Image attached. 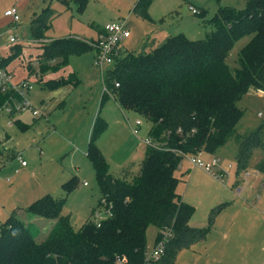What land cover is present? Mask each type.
<instances>
[{
  "label": "trees",
  "instance_id": "obj_1",
  "mask_svg": "<svg viewBox=\"0 0 264 264\" xmlns=\"http://www.w3.org/2000/svg\"><path fill=\"white\" fill-rule=\"evenodd\" d=\"M59 1L66 5L75 1L78 10L88 2ZM151 3L138 0L135 9L149 16ZM58 14L45 7L31 22L32 37L44 38ZM207 21L212 29L204 39L179 34L151 50H120L105 72L102 106L112 95L122 108L135 110L153 123V143L148 144L138 172L124 168L114 176L98 144L109 123L100 114L95 119L87 155L103 195L99 206L110 212L99 223L89 219L75 229L70 215L62 213L64 198L43 195L27 210L55 219L51 231L40 240L33 225L13 212L0 224V264H117L124 258L126 264H176L182 249L206 238L220 206L213 210L209 226L192 225L195 209L178 192L176 171L185 156L214 152L235 140L239 174L253 151L264 147V123L242 135L236 130L243 115L239 100L251 87L264 91V0H246L244 8L221 4ZM245 36L250 39L239 52L238 67L232 68L230 52ZM15 47L3 58L4 64L23 52L21 46ZM41 47V72L66 67L72 54L93 48L75 37L56 38ZM67 81L48 79L44 86L56 88ZM16 97L20 98L16 91L0 89V107ZM255 168L264 171V158ZM75 186L72 178L65 189L70 192ZM151 224L160 229L157 240L165 229L170 236L161 258L150 262L146 232Z\"/></svg>",
  "mask_w": 264,
  "mask_h": 264
},
{
  "label": "rangeland",
  "instance_id": "obj_2",
  "mask_svg": "<svg viewBox=\"0 0 264 264\" xmlns=\"http://www.w3.org/2000/svg\"><path fill=\"white\" fill-rule=\"evenodd\" d=\"M137 2L88 0L85 8L78 10L75 1L66 5L59 0H0V16H5L7 7L13 5H18L21 16L15 30L20 35L18 42L9 47V52H0L7 57L14 52L15 46L22 47L20 56L9 63L15 68L17 78L23 75L29 78L32 88L28 90V98L40 112L34 114L26 109L19 112L10 124V113L6 107H0V146H4L0 152V167L6 168V189L0 190V209L3 211L0 218L5 220L13 212L22 214L24 220L33 225L40 240L51 231L50 222L55 219L28 212L29 205L25 206L23 200L26 196L16 193L24 183L29 188L34 187L38 197L50 194L64 198L62 213L70 215L75 229L89 219L99 222L107 214V207L99 206L103 195L95 168L87 155L86 144L90 141L96 116L100 114L109 123L98 144L114 176L124 168L137 173L148 150L146 140L150 139L153 125L150 119L135 110L122 108L112 95L101 105L105 92L104 73L112 66L105 64L103 70L96 63V42L101 29L111 22L126 24L131 35L120 39V48L123 53H136L154 49L174 35L204 39L212 29L207 19L214 17L221 4L244 8L246 0H152L149 16L135 9ZM47 6L59 14L46 31V37H75L93 46L80 54H72L67 68L50 76L56 78H47L64 77L68 80L56 88L42 86L40 79H34L23 67L25 63H31L34 73L39 72L40 64L32 62L40 61V55L36 53L44 42H38L37 46L32 43L31 22ZM191 6L202 14L193 13ZM6 37L8 34L3 36V41ZM249 39L248 36L241 38L232 48L228 57L232 68L238 67L239 52ZM60 88H65L62 101L50 94ZM45 100L52 104L50 112L42 111ZM238 104L243 110L236 126L238 134L255 130L264 123V92L251 87ZM137 119L142 124L139 133L135 134L131 124ZM23 124H26L25 128L20 126ZM6 133L9 136L5 137ZM70 140L74 143L71 144ZM13 150L23 153L28 168L17 171L19 165L13 158ZM237 155L235 140L214 152L200 154L204 161L219 159L214 171L219 172L220 177L194 166L189 156L181 162L176 171L180 177L178 192L195 209L191 224L209 226L213 210L219 206L220 209L215 213L206 238L182 249L176 264H264V171L255 168L258 160L264 158V147L253 151L246 170L239 174ZM72 178L76 186L67 192L65 184ZM93 208H97L94 215ZM159 233L160 229L153 224L147 228L149 252L155 248Z\"/></svg>",
  "mask_w": 264,
  "mask_h": 264
},
{
  "label": "built area",
  "instance_id": "obj_3",
  "mask_svg": "<svg viewBox=\"0 0 264 264\" xmlns=\"http://www.w3.org/2000/svg\"><path fill=\"white\" fill-rule=\"evenodd\" d=\"M193 13L199 14L200 11L194 6H191ZM7 16H10L14 21H19L21 16L19 14V9L16 6L8 8L5 11ZM2 33L0 32V39ZM131 35L130 30L126 26V24H122L119 22H111L105 25L101 31L99 40L96 42L97 48V59L96 63L103 69L105 64H113L115 55H118L120 48V39L125 37H129ZM18 42V36L12 35L10 36V43ZM1 50V47H0ZM3 58H5L0 52V89L3 92H7L9 90L16 91L19 95V101H14L12 98L8 103L4 105L7 108L9 113L20 112L26 109H30L34 114H39V110L36 109L33 104L28 99V90L32 88V84L29 80H21L19 82H15L14 73L7 64H4ZM104 70V69H103ZM105 75V73H104ZM120 83L117 82L116 86H119ZM106 89V88H105ZM264 92L263 90H261ZM142 121L137 119L135 125L132 127L133 132L138 134L140 131V126ZM147 144L153 143L151 142V138L146 140ZM189 156V155H187ZM18 159L21 161L23 165H26L28 162L23 158L22 154H18ZM190 161L194 166H199L205 169L207 172L214 174L217 177H220L221 174L219 172L214 171L215 166L219 164V159L213 158L211 161H204L200 155H191ZM108 212L110 209L107 208ZM103 219L101 217L100 221ZM99 221V222H100ZM98 222V223H99ZM170 231L165 229L162 233V236L159 240H157L156 246L151 252H147V258L149 261L159 260L161 256L164 254L166 250L167 240L169 239ZM127 260L120 259L117 264H126Z\"/></svg>",
  "mask_w": 264,
  "mask_h": 264
},
{
  "label": "crops",
  "instance_id": "obj_4",
  "mask_svg": "<svg viewBox=\"0 0 264 264\" xmlns=\"http://www.w3.org/2000/svg\"><path fill=\"white\" fill-rule=\"evenodd\" d=\"M20 2H21V0H20ZM13 6H16V5H13ZM13 6H11V7H13ZM11 7H7V9L8 8H11ZM16 7H18V5L16 6ZM6 9V10H7ZM18 9H19V7H18ZM17 21H14L10 16H7L6 14H5V16H0V32L2 33V35H1V39H0V47H1V51L4 53V52H9V47L11 46V45H13V44H11L10 43V36H12V35H17L18 36V40H19V38H20V35H19V33L18 32H16L15 30H16V27H17V24L18 23H16ZM101 31H102V29H101ZM5 34H8V37H6V39H5V41H3V36L5 35ZM32 37V36H31ZM31 39V41H32V43L34 44V45H38V42H41V41H43V42H48V41H50V40H53L52 38H48V37H44V38H42V39H34L33 37L32 38H30ZM42 51H43V48H41L40 47V49L38 50V53H36V54H38V55H40L41 53H42ZM33 57H35V56H33ZM26 61V60H25ZM31 63H29L28 65H26V63L23 65V67H24V69L26 70V69H28V71H29V75H32L33 76V78L34 79H40V82H41V84H42V86H44V83H45V81L46 80H48L47 78L48 77H50L51 75H53L54 73H55V71H52V70H49V71H45V72H41L40 71V65H38V64H40L39 63V61H38V59L35 61V62H32V64H35V65H38V68H39V72H37V73H34V67H31V65H30ZM30 65V66H29ZM7 66L11 69V70H13V73H14V80H15V82H19V81H21V80H29V78L26 76V75H23L22 77H19V78H17L16 77V70H15V68L12 66V64L11 63H8L7 64ZM63 68H67V66L66 67H63ZM63 68H61V69H63ZM32 71V72H31ZM31 72V73H30ZM50 78H56V77H50ZM46 79V80H45ZM44 81V82H43ZM105 87V86H104ZM45 88V87H44ZM105 91V90H104ZM50 94H51V96H53L54 98H58L60 101H62L63 100V95L65 94V88H60V89H58V90H55V91H53V92H50ZM27 96H29L30 97V92H28V94H27ZM17 98H19V97H17ZM28 99H30V98H28ZM14 100V99H13ZM29 101H31V100H29ZM118 103V102H117ZM43 107H42V111H46V112H50V107L49 106H51L52 104H50L49 102H46V100L45 101H43ZM41 104V105H42ZM101 105H102V101H101ZM34 106V105H33ZM120 106V105H119ZM35 108H36V106H34ZM57 107L55 106L54 107V109H56ZM37 109V108H36ZM54 109H52V111L54 110ZM23 111H25V110H23ZM20 112H22V111H20ZM9 113V112H8ZM40 113V112H39ZM17 114H19V112H15V113H10V116H11V119L9 120V123L10 124H12L15 120V116L17 115ZM44 116V115H43ZM97 117V116H96ZM14 118V119H13ZM96 119V118H95ZM94 122H95V120H94ZM136 122V121H135ZM94 124V123H93ZM135 125V123H133V124H131V127H133ZM20 126H22V128H25L26 127V124H23V125H20ZM93 127V126H92ZM91 133H92V131H91ZM7 136H9V134L8 133H6L5 134V137H7ZM91 137V136H90ZM1 139V138H0ZM70 142H71V144H73L74 142L72 141V140H70ZM88 142H87V144H86V146H88ZM2 147H4L3 145L2 146H0V152L2 151ZM85 150H86V148H85ZM18 154H22V156H23V158L24 159H26L25 158V156L23 155V153H21V152H19V150H13V158H15L16 160H17V163H18V165H19V167L17 168V171L20 169V168H22V169H24V168H28V166H29V163H27L26 165H23L22 163H21V161L18 159ZM27 160V159H26ZM28 162V161H27ZM5 169L6 168H4V169H2L1 167H0V190H3V188L4 189H6L5 187H6V175L4 174V172H5ZM11 171V170H10ZM8 172V171H7ZM4 174V175H3ZM85 184L87 185V183L85 182ZM35 192H37L36 191V189L34 188V187H28L27 186V184L26 183H24V185L23 186H21V187H19L18 189H16V193L20 196H22V195H25L26 197L23 199L24 200V202H25V206L26 205H30L35 199H37V198H39L38 196H37V193H35ZM39 194V193H38ZM2 213H3V211L0 209V216L2 215ZM3 217H1L0 218V224H1V222H3V221H5V220H3L2 219ZM54 223H55V220H52V222H50V226H51V228L53 227V225H54ZM194 226H196V225H194ZM263 249H264V247H263ZM199 264V263H198ZM201 264V263H200ZM202 264H208V262H205V263H202Z\"/></svg>",
  "mask_w": 264,
  "mask_h": 264
}]
</instances>
